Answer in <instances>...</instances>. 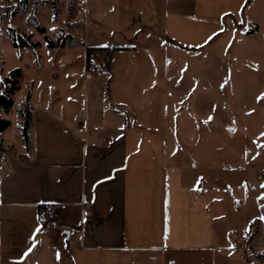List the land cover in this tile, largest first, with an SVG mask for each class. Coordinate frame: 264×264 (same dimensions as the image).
<instances>
[{
  "label": "crops",
  "instance_id": "0c3cea01",
  "mask_svg": "<svg viewBox=\"0 0 264 264\" xmlns=\"http://www.w3.org/2000/svg\"><path fill=\"white\" fill-rule=\"evenodd\" d=\"M259 13L264 0H86L83 109H31L25 159L0 161V264H232L207 184L107 85L104 49L163 57L170 40L200 47Z\"/></svg>",
  "mask_w": 264,
  "mask_h": 264
},
{
  "label": "rangeland",
  "instance_id": "374dc122",
  "mask_svg": "<svg viewBox=\"0 0 264 264\" xmlns=\"http://www.w3.org/2000/svg\"><path fill=\"white\" fill-rule=\"evenodd\" d=\"M85 19L86 0H0V78L15 68L22 72L14 106L0 111L12 122L0 133V161L25 159L27 102L35 110L45 103L60 117V109H83V74L91 69L85 65ZM16 35L39 44L16 47ZM112 47L104 49L107 60L113 51L116 71L112 77L106 69L107 85L125 94L122 101L132 104L140 122L164 124L170 154L207 184L210 209L238 248L228 251L232 264H264V14L200 47L170 40L163 57L151 49ZM119 111L130 116L123 106Z\"/></svg>",
  "mask_w": 264,
  "mask_h": 264
},
{
  "label": "trees",
  "instance_id": "16d2710c",
  "mask_svg": "<svg viewBox=\"0 0 264 264\" xmlns=\"http://www.w3.org/2000/svg\"><path fill=\"white\" fill-rule=\"evenodd\" d=\"M37 28L45 33V28L37 24ZM48 44L51 45L53 42L47 36ZM14 46H22V47H35L38 45V42H33L30 40V36H23V35H16L13 37ZM91 49L88 50L86 66L90 69L91 68V58L90 53ZM22 76V72L20 68H15L11 70L7 75L0 78V111L5 113H9L14 106V93L20 88V79ZM32 120V110L29 102H27V110L25 111L23 129H22V136L25 138L26 143L29 142L28 130ZM12 124L11 120L5 117L0 116V133L10 127ZM261 257L264 258L263 254H259Z\"/></svg>",
  "mask_w": 264,
  "mask_h": 264
},
{
  "label": "built area",
  "instance_id": "2783aa9c",
  "mask_svg": "<svg viewBox=\"0 0 264 264\" xmlns=\"http://www.w3.org/2000/svg\"><path fill=\"white\" fill-rule=\"evenodd\" d=\"M46 215L48 218H54L56 215V210L54 208L50 207L47 209Z\"/></svg>",
  "mask_w": 264,
  "mask_h": 264
},
{
  "label": "snow or ice",
  "instance_id": "6c2138e0",
  "mask_svg": "<svg viewBox=\"0 0 264 264\" xmlns=\"http://www.w3.org/2000/svg\"><path fill=\"white\" fill-rule=\"evenodd\" d=\"M213 35H215V34H213ZM209 39H211V37H209ZM261 97H264V93H261ZM258 99H260V97H258ZM209 119H211V117H209ZM262 135H264V134H262ZM98 183H99V181H98ZM262 187H264V185H262ZM262 195H264V194H262ZM261 218L264 219V217H261ZM36 231L37 232L41 231V228L38 226ZM28 251L30 252L31 249H28ZM25 255H27V252L25 253Z\"/></svg>",
  "mask_w": 264,
  "mask_h": 264
}]
</instances>
